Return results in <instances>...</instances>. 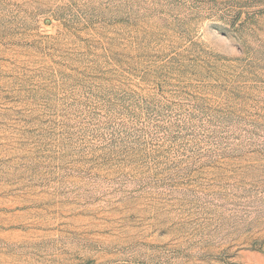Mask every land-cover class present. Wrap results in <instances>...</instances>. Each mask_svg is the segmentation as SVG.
I'll return each instance as SVG.
<instances>
[{
  "label": "rangeland",
  "instance_id": "1",
  "mask_svg": "<svg viewBox=\"0 0 264 264\" xmlns=\"http://www.w3.org/2000/svg\"><path fill=\"white\" fill-rule=\"evenodd\" d=\"M0 264H264V0H0Z\"/></svg>",
  "mask_w": 264,
  "mask_h": 264
}]
</instances>
